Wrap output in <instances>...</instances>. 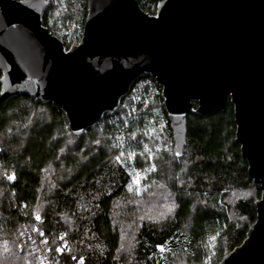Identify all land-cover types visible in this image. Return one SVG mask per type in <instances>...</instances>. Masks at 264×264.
Returning a JSON list of instances; mask_svg holds the SVG:
<instances>
[{
    "label": "trees",
    "instance_id": "1",
    "mask_svg": "<svg viewBox=\"0 0 264 264\" xmlns=\"http://www.w3.org/2000/svg\"><path fill=\"white\" fill-rule=\"evenodd\" d=\"M47 1L43 25L69 50L82 40L88 3L64 0L63 27L78 32L70 42L50 27L53 2ZM137 1L153 16L164 0ZM1 78L0 73V264H40L38 253L56 252L62 235L69 244L61 256L65 264H121L118 212L139 213L127 203L132 171L147 172L151 129L164 124L175 146L162 88L151 75L140 77L114 115L77 138L65 113L52 104L3 97ZM236 131L230 99L221 113L189 116L183 156L162 155L145 178L146 184L168 187L174 210L164 219L135 221L133 264H220L244 243L257 221L262 191L249 176ZM247 191L254 199L231 205L233 193ZM233 211L244 221L234 220Z\"/></svg>",
    "mask_w": 264,
    "mask_h": 264
},
{
    "label": "water",
    "instance_id": "2",
    "mask_svg": "<svg viewBox=\"0 0 264 264\" xmlns=\"http://www.w3.org/2000/svg\"><path fill=\"white\" fill-rule=\"evenodd\" d=\"M86 1L82 40L67 50L43 25L51 2L0 0L3 97L52 104L79 138L149 74L162 88L176 158L189 116L221 113L230 99L262 198L246 240L220 264H264V0H164L153 16L137 0Z\"/></svg>",
    "mask_w": 264,
    "mask_h": 264
},
{
    "label": "rangeland",
    "instance_id": "3",
    "mask_svg": "<svg viewBox=\"0 0 264 264\" xmlns=\"http://www.w3.org/2000/svg\"><path fill=\"white\" fill-rule=\"evenodd\" d=\"M51 1L53 2V7L49 14L50 27H52L53 30H57L61 36L67 37L70 42L77 40L78 32L67 31L66 28L63 27V15L65 13L64 0ZM154 113L157 115L158 111H154ZM148 137L150 140L149 144L147 143L145 145L146 155H148L149 161L147 172L132 171V194L131 199L127 203V205L136 208L139 213L135 217H128V211H123L124 208H120L121 212H118V215L123 216L120 223L122 234V247L120 250L121 264H133L132 256L138 228V224H136L135 221L139 222L148 218L153 220H156L155 218H159V220L164 219L174 210V202L169 194L168 187L163 183L146 184L147 181H145V178L148 174L154 173V171L157 170L156 161H159L162 155L167 154L174 157L175 146L172 147L166 138L164 124L162 123L152 128ZM184 162L180 163V165H183ZM55 176L56 174L51 170L47 176L48 181L52 183ZM1 177L0 175V182ZM254 197L255 194L253 191L235 192L230 198V203L234 206L240 200L254 199ZM46 205V202L43 203L41 208L43 209ZM232 217L236 221H244L235 211H233Z\"/></svg>",
    "mask_w": 264,
    "mask_h": 264
},
{
    "label": "built area",
    "instance_id": "4",
    "mask_svg": "<svg viewBox=\"0 0 264 264\" xmlns=\"http://www.w3.org/2000/svg\"><path fill=\"white\" fill-rule=\"evenodd\" d=\"M62 244L56 252H51L50 249H43L38 253V259L40 264H65L62 262V254L64 250L68 249V241L66 240V235L60 237ZM79 263H84L83 259Z\"/></svg>",
    "mask_w": 264,
    "mask_h": 264
},
{
    "label": "snow or ice",
    "instance_id": "5",
    "mask_svg": "<svg viewBox=\"0 0 264 264\" xmlns=\"http://www.w3.org/2000/svg\"><path fill=\"white\" fill-rule=\"evenodd\" d=\"M137 183H138V181H137Z\"/></svg>",
    "mask_w": 264,
    "mask_h": 264
}]
</instances>
